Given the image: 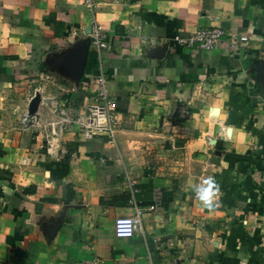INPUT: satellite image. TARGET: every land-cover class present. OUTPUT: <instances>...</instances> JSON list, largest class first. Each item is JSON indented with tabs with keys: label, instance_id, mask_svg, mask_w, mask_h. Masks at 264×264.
Segmentation results:
<instances>
[{
	"label": "crops",
	"instance_id": "0c3cea01",
	"mask_svg": "<svg viewBox=\"0 0 264 264\" xmlns=\"http://www.w3.org/2000/svg\"><path fill=\"white\" fill-rule=\"evenodd\" d=\"M93 109L105 131L51 132ZM0 264H264V0H0Z\"/></svg>",
	"mask_w": 264,
	"mask_h": 264
},
{
	"label": "built area",
	"instance_id": "2783aa9c",
	"mask_svg": "<svg viewBox=\"0 0 264 264\" xmlns=\"http://www.w3.org/2000/svg\"><path fill=\"white\" fill-rule=\"evenodd\" d=\"M85 5L94 10L96 5V0H83ZM89 35L90 41L93 45L96 46L98 50H103L109 47V39L107 33L101 28L97 23L96 19L93 20L91 25L86 31ZM227 36V31L221 26H210V27H201L194 32L190 33L187 36H176L175 40L178 44L185 46L188 49H198L202 51H209L215 48L220 42H222ZM245 41H247L246 36L235 37L232 40V43L237 47L241 46ZM107 77L105 73H102L98 78L90 82L91 86H96V98L99 101H102L105 106L108 108L110 105L108 89H107ZM62 117L57 121H52L49 123L50 130L53 135H59L60 132L74 124H78L80 129L88 132L98 133L105 131L107 126L103 124L101 114L93 109L92 111L85 113L69 112L68 110L61 111ZM107 117H110V114L106 113ZM50 138L49 142H52ZM207 188L199 184L194 191V196L197 198L205 197ZM155 206H151V209ZM143 210L137 209L135 215L120 216L115 219L114 222V231L115 235L118 238H131L135 235L140 221ZM97 259H95V263Z\"/></svg>",
	"mask_w": 264,
	"mask_h": 264
},
{
	"label": "water",
	"instance_id": "95a60500",
	"mask_svg": "<svg viewBox=\"0 0 264 264\" xmlns=\"http://www.w3.org/2000/svg\"><path fill=\"white\" fill-rule=\"evenodd\" d=\"M40 103H41V95L40 92H37L30 101L29 115L33 116L38 112Z\"/></svg>",
	"mask_w": 264,
	"mask_h": 264
}]
</instances>
